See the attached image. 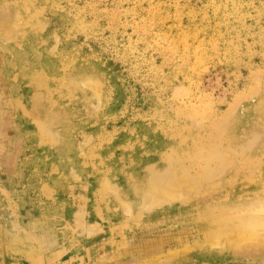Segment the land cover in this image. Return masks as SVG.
<instances>
[{
	"label": "rangeland",
	"instance_id": "1",
	"mask_svg": "<svg viewBox=\"0 0 264 264\" xmlns=\"http://www.w3.org/2000/svg\"><path fill=\"white\" fill-rule=\"evenodd\" d=\"M207 154L208 188L141 211L148 171ZM261 196L264 0H0V264H264L171 258Z\"/></svg>",
	"mask_w": 264,
	"mask_h": 264
},
{
	"label": "bare ground",
	"instance_id": "2",
	"mask_svg": "<svg viewBox=\"0 0 264 264\" xmlns=\"http://www.w3.org/2000/svg\"><path fill=\"white\" fill-rule=\"evenodd\" d=\"M10 29V28H9ZM45 64V63H44ZM42 68V67H41ZM48 68V67H46ZM39 73V72H38ZM46 73V72H45ZM50 73V72H49ZM40 75V73H39ZM58 75V74H57ZM48 76V73H47ZM40 78V77H39ZM93 81V80H92ZM39 84V83H38ZM40 85V84H39ZM96 90V89H95ZM35 95V94H34ZM240 100V99H239ZM19 102V101H17ZM16 103V102H15ZM237 103V102H236ZM22 108V107H21ZM235 110V109H234ZM199 112V111H198ZM233 112V111H232ZM230 113V112H229ZM44 128V127H43ZM42 129V127H41ZM41 131V130H40ZM202 131V130H201ZM200 131V132H201ZM42 132V131H41ZM40 132V133H41ZM191 134V133H190ZM200 134V133H199ZM45 136V135H44ZM43 136V137H44ZM201 136V135H200ZM49 139V137H48ZM216 139V138H215ZM45 141V139L43 138ZM55 140V139H54ZM193 140V139H192ZM57 141V140H56ZM55 141V142H56ZM60 141V140H59ZM196 141V140H195ZM213 141V140H212ZM203 143V142H202ZM213 143V142H212ZM55 144V143H54ZM210 144V143H209ZM254 144V143H253ZM200 145V144H199ZM252 145V144H251ZM170 146V145H169ZM193 146V145H192ZM198 146V145H197ZM27 147V146H26ZM176 147V146H175ZM186 147V146H185ZM220 147V146H219ZM250 147V145H249ZM180 148V147H179ZM197 148V147H196ZM194 149V148H193ZM204 149V148H203ZM262 149V148H261ZM178 150V149H177ZM186 150V149H185ZM250 150V149H249ZM258 150V149H257ZM189 151V150H188ZM191 152V151H190ZM207 153V152H206ZM199 154V153H198ZM202 154V153H201ZM214 154V153H213ZM259 154V153H258ZM204 155V154H203ZM228 155V154H227ZM246 155V154H245ZM201 157V156H199ZM219 158V154L217 156ZM245 157V156H244ZM206 165L202 168L200 172H198L195 176H190L187 171L183 168L178 167L171 169V162L166 164V168L170 173L166 171H162L161 167L158 170L154 168L148 171L146 176L145 185L143 189V194L141 196V205L139 208L141 211L143 208L147 207H155L163 210L165 206H170L178 202L182 196L185 194L193 195L200 188L209 187V182L217 176L216 167L220 169L224 167V162L215 161V157L213 155H206ZM189 159V158H188ZM193 159V158H192ZM204 159V158H203ZM231 160V159H230ZM218 161V160H217ZM226 161V160H225ZM244 161V160H243ZM259 161V160H258ZM193 162V160H192ZM255 162V161H254ZM215 163V164H214ZM252 163V162H251ZM153 164V163H151ZM191 164V163H190ZM214 165L212 168L211 165ZM233 164V163H232ZM192 165V164H191ZM217 165V166H216ZM229 165V164H228ZM234 165V164H233ZM241 165V164H240ZM243 165V164H242ZM254 165V164H253ZM261 165V164H259ZM184 166V165H183ZM194 166V165H193ZM152 168L151 166H149ZM191 167V166H190ZM242 167V166H241ZM228 168V167H227ZM226 168V170H227ZM248 168V167H247ZM246 168V169H247ZM177 169V170H176ZM235 170V169H234ZM254 170V169H253ZM218 171V170H217ZM190 172V171H189ZM239 172V171H238ZM222 173V172H221ZM233 174V172H232ZM236 174V172H235ZM135 176V175H134ZM236 176V175H234ZM239 176V175H238ZM242 176V175H241ZM252 177V176H251ZM132 178V177H131ZM222 179V178H221ZM248 180V179H247ZM134 181V180H133ZM136 181V180H135ZM222 181V180H221ZM238 181V180H237ZM243 181V180H242ZM246 181V180H245ZM251 182V181H250ZM121 183V182H120ZM126 184V183H125ZM139 184V183H138ZM222 184V183H221ZM236 185V184H235ZM241 185V184H240ZM136 186V184L134 185ZM222 186V185H221ZM67 188V187H66ZM69 188V187H68ZM72 188V187H71ZM219 189V188H218ZM234 189V188H233ZM248 189V188H247ZM62 190V189H61ZM70 190V189H69ZM104 190V189H103ZM224 190V189H223ZM74 191V190H73ZM106 191V190H105ZM220 191V190H219ZM97 192V191H96ZM249 192V191H248ZM70 193V192H69ZM105 193V192H103ZM230 193V192H229ZM228 193V194H229ZM262 193V192H261ZM92 194V193H91ZM97 194V193H96ZM196 195V194H195ZM239 196V195H238ZM113 197V196H112ZM122 197V196H121ZM212 197V196H211ZM221 197V196H220ZM263 197V196H261ZM93 200V199H92ZM209 200V199H207ZM264 197L257 199L253 204H247L243 206L239 211L233 213L228 212L226 210L221 212L212 213L213 208H210L209 204L205 205V209L198 214L196 218L194 215V219L196 218L197 230L199 238L195 239V243L192 245L186 246L184 250L175 251L171 256L172 259L176 258L177 255H181L185 251H187L186 256L191 257H199L206 253L205 248L208 250L206 246L210 247L211 251L216 250V254L221 255H239L237 251L243 249L246 246H254L256 248L264 247ZM193 201V200H192ZM254 201V200H253ZM106 202V201H105ZM135 200H126L124 202L125 208L127 211H131L133 209ZM224 202V201H223ZM222 202V203H223ZM230 202V201H229ZM92 203V202H91ZM113 203V202H112ZM201 203V202H200ZM225 203V202H224ZM227 203V202H226ZM108 204V203H107ZM137 204V203H136ZM190 204V203H189ZM214 204V203H213ZM111 205V204H110ZM239 205V203H238ZM101 206V205H100ZM112 206V205H111ZM222 206V205H221ZM220 207V206H219ZM228 207V206H227ZM94 208V207H93ZM102 208V207H101ZM107 209V208H106ZM230 208H228L229 210ZM157 211V209H155ZM160 210V211H161ZM166 210V209H165ZM211 210V211H210ZM104 211V210H103ZM207 211H210L211 214H207ZM145 212V211H144ZM188 212V211H187ZM190 212V210H189ZM160 213V212H159ZM109 214V213H108ZM112 214V213H111ZM189 214V213H188ZM147 215V214H146ZM187 215V214H186ZM72 216V215H70ZM143 217V216H142ZM79 218V217H78ZM83 218V217H82ZM81 218V219H82ZM145 218V217H144ZM181 218V217H180ZM179 218V219H180ZM106 219V218H105ZM104 219V220H105ZM127 219V218H126ZM129 219V218H128ZM131 219V218H130ZM184 219V218H183ZM190 219V218H189ZM102 220V219H101ZM188 221V220H187ZM82 221H78V225L82 226ZM100 224V223H99ZM170 224V223H169ZM84 225V224H83ZM130 225V224H129ZM97 227L96 230L100 227L98 222L94 224ZM99 226V227H98ZM104 226V225H101ZM124 226V225H123ZM95 227L92 228L95 229ZM109 227V226H108ZM121 227V226H120ZM112 228V227H111ZM100 229H104L101 228ZM120 230V229H119ZM197 232V231H196ZM226 234L231 235L230 240L222 241ZM114 236V235H113ZM33 237V236H32ZM37 238V237H36ZM120 238V237H119ZM102 239V237H101ZM200 239V241H199ZM126 241V240H125ZM124 241V242H125ZM40 242V241H39ZM226 242V243H225ZM45 244V243H44ZM49 244V242H48ZM52 244V243H51ZM113 249L112 251L120 250L118 243L114 240L111 241ZM125 245V243H124ZM42 247V246H41ZM40 247V248H41ZM50 247V245H49ZM123 247V246H122ZM45 248V246H44ZM219 251H218V250ZM254 249V248H253ZM48 250V249H47ZM51 250V249H50ZM245 250V249H244ZM260 250V249H259ZM262 250V249H261ZM49 251V250H48ZM218 251V253H217ZM254 251V250H253ZM31 252V251H30ZM118 252V251H117ZM207 254V253H206ZM43 255V254H42ZM184 255V257H185ZM215 255V254H214ZM45 256V254H44ZM226 256V257H227ZM25 257V256H24ZM170 257V256H169ZM182 257V256H181ZM120 258V257H119ZM122 258V257H121ZM125 258V257H124ZM160 258V256H159ZM183 258V257H182ZM37 259V258H36ZM193 259V258H192ZM35 260V259H34ZM176 260V259H175ZM22 261V260H21ZM177 261V260H176ZM181 261V260H180ZM184 261V260H183ZM186 261V260H185ZM190 261V260H189ZM103 262V261H102ZM120 262V261H119ZM179 262V261H178ZM188 262V261H187ZM115 263V262H114ZM154 263V262H153ZM184 263V262H183ZM232 263V262H231ZM195 264V261H194Z\"/></svg>",
	"mask_w": 264,
	"mask_h": 264
}]
</instances>
